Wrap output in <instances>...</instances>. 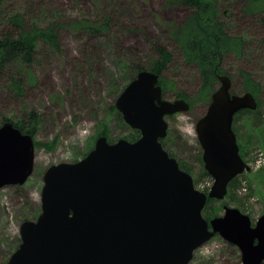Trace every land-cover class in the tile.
Returning a JSON list of instances; mask_svg holds the SVG:
<instances>
[{"label":"rangeland","instance_id":"1","mask_svg":"<svg viewBox=\"0 0 264 264\" xmlns=\"http://www.w3.org/2000/svg\"><path fill=\"white\" fill-rule=\"evenodd\" d=\"M217 1L229 32L244 39L242 56L230 54L225 58V69L232 77L231 91L244 94L241 72H250L261 85L260 107L255 113H238L234 122L243 147L241 157L251 171L230 183L225 200L206 205L203 216L210 221L225 204L248 215L255 225L264 213V186L253 179L264 169L263 137L259 133L264 126V25L242 15L245 0ZM13 11L32 25L65 27L60 30V51L39 43L32 66L37 79L25 84L23 101L15 100L0 82V126L4 118H18L25 111L34 110L40 116L32 176L23 186L0 190V264H7L20 246L22 223L35 221L40 215L43 176L50 166L84 159L105 126L111 143L140 138L139 131L131 129L112 109L136 77V67L148 68L157 59L156 46H164L174 55L163 73L171 86L164 97L174 101L177 92L183 91L192 100L188 113L166 118L169 130L163 147L187 169L196 189L209 194L214 179L204 168L196 133L209 103L195 99L200 84L198 71L184 65L182 53L170 37L188 16L187 8L175 0H0V18ZM83 19L101 24L108 21L100 26L109 28L101 35L70 28ZM190 264L243 263L240 249L216 236L195 252Z\"/></svg>","mask_w":264,"mask_h":264},{"label":"water","instance_id":"2","mask_svg":"<svg viewBox=\"0 0 264 264\" xmlns=\"http://www.w3.org/2000/svg\"><path fill=\"white\" fill-rule=\"evenodd\" d=\"M159 75L143 70L119 95L124 122L140 132L135 142L97 138L81 161L50 166L44 173L41 213L20 226L21 244L7 264H190L197 250L219 236L238 247L243 264L264 263V213L251 218L225 206L206 220L208 200L223 201L230 183L251 168L240 155L235 116L255 111L251 93H231L219 79L196 133L209 194L164 149L167 117L188 113L185 99L166 100ZM35 142L11 122L0 127V190L23 186L34 172Z\"/></svg>","mask_w":264,"mask_h":264},{"label":"trees","instance_id":"3","mask_svg":"<svg viewBox=\"0 0 264 264\" xmlns=\"http://www.w3.org/2000/svg\"><path fill=\"white\" fill-rule=\"evenodd\" d=\"M175 1L184 8H187L189 14L180 25L176 26L173 31H171L170 37L180 49L184 65L196 68L198 71L200 84L195 99L210 104L212 95L219 87L220 77L228 76L232 81L231 75L225 69V58L230 54L241 57L244 39L233 36L229 32L227 23L222 19L220 5L217 0ZM240 11L243 16L249 17L250 20L252 18L250 22L254 23L256 21H261L264 25V0H245V7L241 8ZM256 16L260 17V20L256 19ZM101 23L102 21L98 23L92 22L89 19H83L70 28L101 35L109 28L100 26L108 24V21L104 20L103 24ZM64 27L65 25L62 24H54L46 27L32 25L17 11L5 14V16L0 18V82L7 86L8 91L15 100L23 101L26 93L25 84H30L37 79L34 75L32 66L36 60L39 43L46 44L55 51H60V30ZM155 52L157 54V59L152 61L148 68L136 67V76L143 70L159 75V83L163 89L164 97L167 89H170L171 86L168 81L163 78V73L167 71L174 59V55L166 47L160 45L155 47ZM241 78L245 90L243 93H251L255 97L258 103V110L260 107L259 95L261 85L254 80L252 74L248 71L241 72ZM231 93L240 95L232 91ZM175 98L185 99L190 106L192 105V100L183 91L177 92ZM112 110L120 116L121 120L123 119L122 115L117 112L115 105ZM243 112L255 113V111H242L240 113ZM236 117L237 116H235V119ZM39 119L40 116L36 111L29 110L28 112L25 111L23 116L18 118H4L2 124L11 122L24 134H29L35 139ZM233 129L238 141V133L234 125ZM259 129V133L263 137L262 148L264 150V126L262 125ZM107 130L105 126L104 129L97 134V138L105 136L108 139ZM139 134L138 132V138ZM135 141H137L136 137L133 136V140L130 142ZM109 143L111 142L109 141ZM238 145L241 155L243 147L239 142ZM170 156L173 157L172 155ZM179 166L188 173L187 169L181 164ZM253 179L260 187L264 186V169L259 170L253 175ZM214 201L216 200H208L207 206L214 203ZM224 208L225 204L215 212L213 217L216 218L221 216L220 213L224 211Z\"/></svg>","mask_w":264,"mask_h":264}]
</instances>
